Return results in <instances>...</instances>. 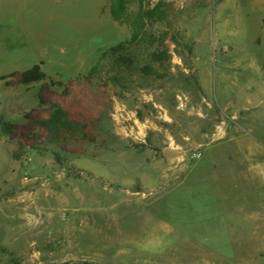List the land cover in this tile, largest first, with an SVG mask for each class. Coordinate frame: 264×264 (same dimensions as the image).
Returning a JSON list of instances; mask_svg holds the SVG:
<instances>
[{"label":"rangeland","instance_id":"1","mask_svg":"<svg viewBox=\"0 0 264 264\" xmlns=\"http://www.w3.org/2000/svg\"><path fill=\"white\" fill-rule=\"evenodd\" d=\"M0 121V264H264V0H0Z\"/></svg>","mask_w":264,"mask_h":264},{"label":"trees","instance_id":"2","mask_svg":"<svg viewBox=\"0 0 264 264\" xmlns=\"http://www.w3.org/2000/svg\"><path fill=\"white\" fill-rule=\"evenodd\" d=\"M113 2L122 5L123 0H113ZM46 80H48L47 76L38 65L33 66L20 75V84L24 86L46 82ZM38 100L39 103L42 102L40 94L38 95ZM39 125L47 131L49 135L48 141L50 143L66 142L78 137H85V127L71 120L68 113L58 104L51 107L49 117L41 121ZM0 129L1 132L7 136L12 134L8 124L3 121H0Z\"/></svg>","mask_w":264,"mask_h":264},{"label":"crops","instance_id":"3","mask_svg":"<svg viewBox=\"0 0 264 264\" xmlns=\"http://www.w3.org/2000/svg\"><path fill=\"white\" fill-rule=\"evenodd\" d=\"M262 170L264 169V166H263V168L262 167H260Z\"/></svg>","mask_w":264,"mask_h":264}]
</instances>
